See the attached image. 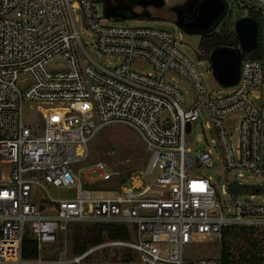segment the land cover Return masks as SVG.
Segmentation results:
<instances>
[{
    "label": "built area",
    "instance_id": "built-area-1",
    "mask_svg": "<svg viewBox=\"0 0 264 264\" xmlns=\"http://www.w3.org/2000/svg\"><path fill=\"white\" fill-rule=\"evenodd\" d=\"M222 1L226 11L258 23L262 53L242 61L228 93L211 98L181 35L104 25L99 0H0V264H83L109 246L131 248L140 264H223L187 259L185 247L234 228H264V0ZM83 34L94 38L100 57L119 59L115 68L95 59ZM140 63L154 73L136 70ZM173 75L191 86L193 100ZM26 104L41 128L23 122ZM117 124L140 134L147 164L114 184L115 197L93 198L116 173L102 162L86 166L90 144ZM195 124L213 133L218 166L210 149L188 148ZM197 167L223 172L215 180L191 174ZM49 186L74 189L76 197H41ZM96 224L125 226L132 238L105 241L72 260L23 259L27 236L41 251L74 225Z\"/></svg>",
    "mask_w": 264,
    "mask_h": 264
},
{
    "label": "rangeland",
    "instance_id": "rangeland-1",
    "mask_svg": "<svg viewBox=\"0 0 264 264\" xmlns=\"http://www.w3.org/2000/svg\"><path fill=\"white\" fill-rule=\"evenodd\" d=\"M77 2V0H71ZM164 4L160 5V0H99L98 13L103 18L104 25H115L117 23L125 24L130 27H151L169 30L176 36H182V51L194 59L199 64L200 72L203 76L204 85L211 98L220 97L228 93L229 89L223 87L216 80L213 69L211 67L210 56L204 58L201 49V42L204 38L202 35L189 34L181 26V16L189 13L190 5L198 0H163ZM128 6L131 8L127 11L128 14H133L136 17L127 16L122 17H105V12L110 7ZM242 14L234 10L226 12L225 17L220 22L219 26L214 30V33H221L226 31L229 35H235V25ZM261 32V31H260ZM82 39L88 44L87 50L94 55L95 59L107 68L113 69L119 62L118 58L100 57L94 51V38L88 37L86 34L82 35ZM239 50L240 45H239ZM256 51V50H255ZM242 51L243 60L250 59L253 52ZM136 70L144 74L154 73L153 68L145 63H140L136 66ZM174 80H177L176 86L186 93L188 100H193V92L191 86L181 81L179 77L173 75ZM23 122L31 127L33 130L42 127V122L38 115L33 110V105L26 104L23 111ZM215 139L213 133L205 128V124L193 126L192 134L188 137V148L192 152H200L210 149L211 157L215 166L220 163V151L216 145L213 144ZM238 140V132L233 131L232 142L236 143ZM148 160V153L144 141L140 134L131 127L117 124L105 127L90 144V157L86 166L90 167L98 162L105 163L111 171L115 174L112 183H105L102 191H94L93 198L105 199L115 197L114 184H119L128 181L135 173L140 172L145 168ZM82 168H77L79 172ZM223 170L222 168L216 171H207L203 168H195L191 174H198L213 179L220 178ZM224 177L221 178L222 182ZM264 190V179L260 181ZM41 197L48 196L58 199H72L76 197L74 189L64 187L49 186L48 191L40 192ZM87 226V225H82ZM242 228H234L235 234L229 230L221 237H199L185 247V257L190 260L201 258L221 257L224 242L230 247L234 255V263L232 264H254L252 262H240L239 251L235 248L240 243L238 237L241 236L240 230ZM28 228H26V231ZM254 238H257L263 252L262 259H264V228L252 229ZM72 232V230H70ZM248 230L247 232H250ZM70 232V233H71ZM69 233V234H70ZM69 234L59 239V242L54 245H44L40 251L39 260L43 263H54L58 260H72L76 255L72 252V243L69 239ZM252 234V233H251ZM240 248V247H239ZM108 256V258H107ZM129 256L130 262H123V257ZM107 258V259H106ZM83 264H140L138 255L134 250L127 247L109 246L97 251L84 261ZM264 264V263H261Z\"/></svg>",
    "mask_w": 264,
    "mask_h": 264
},
{
    "label": "trees",
    "instance_id": "trees-1",
    "mask_svg": "<svg viewBox=\"0 0 264 264\" xmlns=\"http://www.w3.org/2000/svg\"><path fill=\"white\" fill-rule=\"evenodd\" d=\"M127 16L132 17L130 14L120 15L119 17L125 18ZM221 47L238 49L239 40L236 34L231 36L226 31H223L219 34L214 33L213 31L209 34L204 35V38L201 42V49L203 52L202 57L209 58V56L212 54L214 50ZM261 53H262V45H261V39L259 37L258 48L255 52L252 53L250 59L253 60L260 59ZM232 188H233L232 189L233 192L237 191L236 186H232ZM71 230L72 232L70 231L71 233L69 234V239L72 243V252L76 256L85 253L89 248L100 245L105 241H117V240L130 241L132 238L130 231L125 226H103L98 224L87 225V226L74 225L71 227ZM248 230L251 231L247 232ZM231 232L234 233L235 230L232 229ZM253 232L254 231L252 229H241L240 234L241 233L243 234H241V236L238 237L240 243L235 248L240 249L238 255L241 260L240 262L244 261V262H252L254 264H261L264 263V259H262L263 252L261 251V246L259 244L258 239L254 238ZM39 257H40V249L38 242L35 239H33L31 236H27L23 246V259L29 263H32L38 261ZM123 258H124L123 262L126 263L130 262L129 256H124ZM220 258L223 264H232L235 262L234 255L226 242H224Z\"/></svg>",
    "mask_w": 264,
    "mask_h": 264
},
{
    "label": "water",
    "instance_id": "water-1",
    "mask_svg": "<svg viewBox=\"0 0 264 264\" xmlns=\"http://www.w3.org/2000/svg\"><path fill=\"white\" fill-rule=\"evenodd\" d=\"M164 1L160 0V5ZM118 7H110L107 17H116ZM226 6L222 0H203L196 12L188 21L180 20V26L189 34L206 35L219 26L226 15ZM191 13V12H189ZM132 17H136L130 14ZM235 34L239 40L240 50L221 47L214 50L210 56L213 74L223 87L230 88L238 84L243 61L242 51L252 52L258 48V23L252 18L239 19L235 25ZM188 131L190 127L188 126Z\"/></svg>",
    "mask_w": 264,
    "mask_h": 264
},
{
    "label": "flooded vegetation",
    "instance_id": "flooded-vegetation-1",
    "mask_svg": "<svg viewBox=\"0 0 264 264\" xmlns=\"http://www.w3.org/2000/svg\"><path fill=\"white\" fill-rule=\"evenodd\" d=\"M202 3V0H198L197 2L195 3H192L190 5V10L189 12L191 13H186L185 15L181 16V20L182 21H188V19L196 12V10L198 9L199 5ZM115 7H118V12L117 14L120 16V15H126L128 14L127 11H130L131 8L128 7V6H124V5H120V6H115Z\"/></svg>",
    "mask_w": 264,
    "mask_h": 264
}]
</instances>
